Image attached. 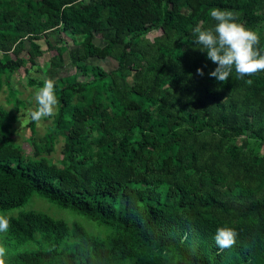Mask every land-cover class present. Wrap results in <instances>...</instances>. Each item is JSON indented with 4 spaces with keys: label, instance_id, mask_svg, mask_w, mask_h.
<instances>
[{
    "label": "trees",
    "instance_id": "1",
    "mask_svg": "<svg viewBox=\"0 0 264 264\" xmlns=\"http://www.w3.org/2000/svg\"><path fill=\"white\" fill-rule=\"evenodd\" d=\"M212 8L238 13L264 48V0H0V91L14 103L0 108V123L16 122L21 107L13 74L25 63L40 71L35 40L52 36L49 50L91 77L56 78L50 59L59 104L31 155L0 125L8 264H264V72L209 76L217 65L193 29L215 25ZM106 58L116 70L91 63ZM58 139L61 167L39 156ZM33 198L85 217L96 233L26 209ZM225 225L238 236L220 249L214 236Z\"/></svg>",
    "mask_w": 264,
    "mask_h": 264
},
{
    "label": "clouds",
    "instance_id": "2",
    "mask_svg": "<svg viewBox=\"0 0 264 264\" xmlns=\"http://www.w3.org/2000/svg\"><path fill=\"white\" fill-rule=\"evenodd\" d=\"M215 25L202 28L199 24L193 29L196 35L195 43L202 46L207 59L217 65L209 72L211 78L225 82L236 73L237 79L258 75L264 72V48L260 47V33L240 22L238 13L220 8L209 10ZM197 74L204 75L198 68ZM251 84L249 79L246 81ZM35 109H29V118L39 123L54 116L59 104L56 91V81L49 78L34 92ZM11 227V219L0 213V233H7ZM238 233L234 227L225 225L216 229L215 243L220 249L232 248L236 244ZM9 249L0 244V264H8Z\"/></svg>",
    "mask_w": 264,
    "mask_h": 264
},
{
    "label": "rangeland",
    "instance_id": "3",
    "mask_svg": "<svg viewBox=\"0 0 264 264\" xmlns=\"http://www.w3.org/2000/svg\"><path fill=\"white\" fill-rule=\"evenodd\" d=\"M158 34L159 31H155L149 33L147 36L148 38L152 39ZM64 38L68 42L67 46L72 48L73 46L70 39L66 36H64ZM46 42H50L52 45H54L53 37L49 36L46 38L35 40V43L39 45V48L42 51V55L38 57H32V59L34 61V64L40 68V71L38 72L35 66L31 67L30 63H25L24 66L20 70L15 72L11 77V85L17 92V98L21 101V107L19 108V110L14 111L16 115V122L12 123L1 121L0 123L2 132L10 137L14 141L15 145L18 146L26 155H31L33 153L35 145H42L43 135L48 131V129L52 128V117L46 118L39 123H35L34 135L31 136L30 134V129L28 127V123L30 122L29 109H35L34 92L37 88L35 86L30 87L27 84L28 78L35 80L40 79L41 81L49 79L47 73L48 69L50 68V59L54 57L60 65L54 71L57 75L56 78L64 77L69 74H75L77 76V80L83 83L88 82L91 79L90 76L83 74L78 69L70 66L66 58L64 60V55L59 56L54 50H49ZM97 43L100 42L97 41ZM23 45L25 48L28 47L27 41H25ZM21 56L23 58L28 57L26 52H23ZM91 63L97 64L106 72L116 70V62L109 58L99 61H91ZM8 92L9 88L4 85L0 91V108L6 111L14 110V103L9 98ZM62 147L63 140L58 139L51 154H46L44 151L39 150V156L44 157L49 163H52L57 167H61L66 161ZM90 147L92 148V152L96 151L94 145H91ZM260 153H264V147L261 148ZM85 155H89V153H85ZM25 208L44 211L54 218H62L69 223L72 219H75L83 226H85L89 231L96 233L97 230L95 227L96 224L86 219L85 217L72 214L68 211L56 210L55 207L50 208L49 204L41 199L33 198L31 201H29Z\"/></svg>",
    "mask_w": 264,
    "mask_h": 264
}]
</instances>
